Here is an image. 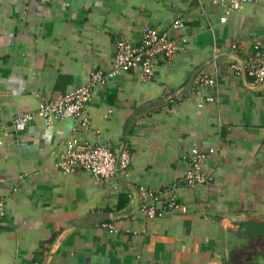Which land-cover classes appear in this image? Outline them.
Segmentation results:
<instances>
[{
	"label": "crops",
	"instance_id": "crops-1",
	"mask_svg": "<svg viewBox=\"0 0 264 264\" xmlns=\"http://www.w3.org/2000/svg\"><path fill=\"white\" fill-rule=\"evenodd\" d=\"M223 14L211 0L0 1V126L8 132L0 145V264H264V87L250 88L227 68L254 41L264 47V0L220 22ZM175 18L181 30L171 28ZM142 25L183 34L186 42L152 78L132 70L96 88L85 105L88 130L69 117L47 127L36 112L20 131L9 125L41 97L108 69L115 39L137 44ZM212 59L217 83L199 90L194 77ZM70 136L125 145L127 175L58 171ZM192 147L213 148L201 164L211 180L176 185L184 212L144 217L136 187L176 183Z\"/></svg>",
	"mask_w": 264,
	"mask_h": 264
},
{
	"label": "built area",
	"instance_id": "built-area-1",
	"mask_svg": "<svg viewBox=\"0 0 264 264\" xmlns=\"http://www.w3.org/2000/svg\"><path fill=\"white\" fill-rule=\"evenodd\" d=\"M252 1L254 0H211V3L225 14L236 11L242 4ZM224 14L219 17L220 22L224 21ZM170 26L172 29L181 30L184 24L182 19L175 18ZM185 42L186 36L183 34L170 35L167 30L142 25L139 28L137 44L134 45L123 38L115 39L112 64L108 69H92L84 84L51 98L41 97L33 111L13 115L9 125L15 131H20L36 112L43 118L47 127L51 126L54 120L69 117L74 119L82 129L88 130L89 118L85 105L96 88L119 74L132 70H135L141 79L152 78L157 64L170 61ZM230 48L232 51L236 50L234 45ZM211 62L209 66L200 69L194 77V83L199 90L214 87L217 83L218 67L214 59ZM227 68L232 77H247L250 88L264 87V47L257 40L254 41L245 55L230 59ZM213 100L212 96H204L206 102ZM175 103L173 97L167 98L166 104L171 109L175 107ZM7 136L6 127L0 126V145ZM213 151V148H208L206 152L198 151L194 147L188 149L182 155L185 168L176 183L172 182L157 191L138 185L135 189L136 197H138V211L146 218H160L172 211L184 212L186 207L175 194L176 185L193 187L208 183L211 176L201 170V164L206 154ZM54 165L62 173H73L79 170L87 172L94 179L124 177L130 165V152L123 144L111 147L98 141L89 142L70 136L65 139ZM132 197V194H127L129 200ZM3 214L4 198L0 196V217ZM99 227L109 233L118 232V228L111 222H101Z\"/></svg>",
	"mask_w": 264,
	"mask_h": 264
},
{
	"label": "water",
	"instance_id": "water-1",
	"mask_svg": "<svg viewBox=\"0 0 264 264\" xmlns=\"http://www.w3.org/2000/svg\"><path fill=\"white\" fill-rule=\"evenodd\" d=\"M226 217H228L229 219H232V220H235L236 219V217L235 216H233V215H225Z\"/></svg>",
	"mask_w": 264,
	"mask_h": 264
}]
</instances>
